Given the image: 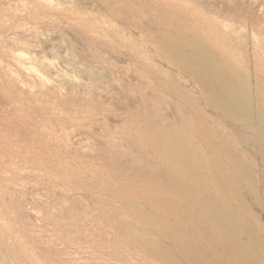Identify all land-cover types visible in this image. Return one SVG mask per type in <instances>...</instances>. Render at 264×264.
Returning <instances> with one entry per match:
<instances>
[{"label": "rangeland", "instance_id": "374dc122", "mask_svg": "<svg viewBox=\"0 0 264 264\" xmlns=\"http://www.w3.org/2000/svg\"><path fill=\"white\" fill-rule=\"evenodd\" d=\"M171 43L210 52L260 100L264 0H0V239L14 264H187L123 237L128 228L172 247L177 233L159 224L189 221L160 215L167 221L146 224L106 187L154 215L141 189L156 184L116 167L152 166L144 123L184 113L214 127L252 168L257 198L237 178L264 241L260 134L211 107L168 54Z\"/></svg>", "mask_w": 264, "mask_h": 264}, {"label": "bare ground", "instance_id": "6f19581e", "mask_svg": "<svg viewBox=\"0 0 264 264\" xmlns=\"http://www.w3.org/2000/svg\"><path fill=\"white\" fill-rule=\"evenodd\" d=\"M166 49L173 59L183 64L200 82L206 99L211 101V107L213 104L217 110H221L218 111L246 125L253 133L258 132V141L264 146L262 89L257 90L260 100L254 105L249 88L238 85L218 66L210 52L197 46L195 50L187 52L175 43L168 44ZM179 93L182 95L180 90ZM185 114H181L178 120L167 123L158 119L144 123L141 130L146 134L141 137V142L143 147L152 150V166L118 163L116 167L118 172L132 176L133 180L149 179L156 184V187L144 184L141 189L143 198L154 215L148 214L133 200H126L113 186L108 184L106 187L115 197L125 200L124 205L136 214L139 221L146 224L167 221L160 218L162 215L168 220L175 217L186 219L192 227L182 223L172 226L159 224L162 228L177 233V237L170 238L172 247L149 237L138 239L128 228L123 239L126 243L134 239L131 242L138 244L146 253H158L171 261L180 258L187 264H264V241L254 220L249 216L250 208L244 199L245 191L237 178L243 177L257 198L258 187L252 168L236 154L232 145L214 127L207 126L199 118L193 120L190 115ZM205 156L210 157L208 163ZM110 161L109 159V163ZM223 161L228 165L229 171H226ZM111 162V165H116L114 161ZM159 187L165 195L156 194L154 188ZM260 197L264 201V189ZM232 200L238 202L237 207L231 204ZM164 234L167 235L168 232L164 231ZM241 235L245 236L244 240H241ZM0 264H14L1 239Z\"/></svg>", "mask_w": 264, "mask_h": 264}]
</instances>
